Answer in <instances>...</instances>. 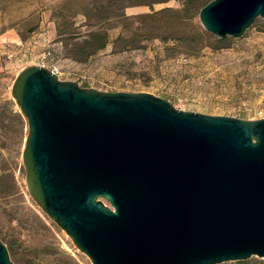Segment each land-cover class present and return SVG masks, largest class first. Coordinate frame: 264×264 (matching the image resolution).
<instances>
[{
    "label": "water",
    "instance_id": "95a60500",
    "mask_svg": "<svg viewBox=\"0 0 264 264\" xmlns=\"http://www.w3.org/2000/svg\"><path fill=\"white\" fill-rule=\"evenodd\" d=\"M264 20V0H213L219 39ZM11 96L27 121V191L91 264L264 260V119L174 109L23 69ZM0 264H13L0 241Z\"/></svg>",
    "mask_w": 264,
    "mask_h": 264
},
{
    "label": "rangeland",
    "instance_id": "374dc122",
    "mask_svg": "<svg viewBox=\"0 0 264 264\" xmlns=\"http://www.w3.org/2000/svg\"><path fill=\"white\" fill-rule=\"evenodd\" d=\"M211 1L0 0V241L13 264H91L27 191L28 125L11 96L23 69L43 66L84 89L151 94L183 112L264 119V20L219 39L199 19Z\"/></svg>",
    "mask_w": 264,
    "mask_h": 264
},
{
    "label": "trees",
    "instance_id": "16d2710c",
    "mask_svg": "<svg viewBox=\"0 0 264 264\" xmlns=\"http://www.w3.org/2000/svg\"><path fill=\"white\" fill-rule=\"evenodd\" d=\"M89 38H91L92 39V41L91 42H94L93 40H94V38L95 37H100V35L99 34H97V32H92L91 34H89V36H88ZM103 40H106V36H103V37H101ZM82 43L83 44H86V43H88V40L86 41V40H84V41H82ZM77 45V44H76ZM105 47V42L103 41V42H101L100 44H98L92 51H90V52H88L87 53V57H89V56H92V55H94V54H96L99 50H102L103 48ZM231 264H264V263H262V262H256V261H242V262H235V263H231Z\"/></svg>",
    "mask_w": 264,
    "mask_h": 264
}]
</instances>
